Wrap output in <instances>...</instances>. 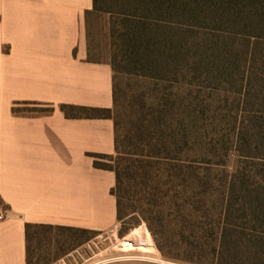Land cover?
<instances>
[{"label":"trees","instance_id":"1","mask_svg":"<svg viewBox=\"0 0 264 264\" xmlns=\"http://www.w3.org/2000/svg\"><path fill=\"white\" fill-rule=\"evenodd\" d=\"M108 15L107 35L110 41L112 71V106L82 107L61 104L58 108L66 118L109 119L114 125V152L110 155H89L96 169L114 173L115 185L110 193L116 200V221L121 222L123 202L127 194L128 153L125 142L134 137V146L143 144L151 150H168L169 133L147 140L143 123L135 125V135L126 134L120 122L121 99L116 83L119 60L130 70L148 71L162 78L161 68L172 67L175 73L181 61L196 60L193 70L237 76L242 62L248 63V90L242 93L250 111L249 126L239 134V148L246 156L257 158L264 152V0H93V8L85 12L88 37L87 61L104 63L92 55L89 40L91 19ZM198 64V65H197ZM243 81V77H242ZM252 84V86H250ZM241 86L242 83H241ZM249 91L254 95L249 98ZM27 106H36L32 109ZM54 108L33 102H16L11 111L15 116L49 115ZM159 128L162 120H158ZM252 151H256L253 153ZM140 167L146 177L153 172L152 155ZM136 161V160H134ZM130 163V162H129ZM255 173L242 170L213 181L199 177L192 165L181 166L176 178L192 179V196L180 202L178 194L170 196L166 206L176 214L174 247L182 259L172 257L159 241L151 220L148 229L164 260L179 264H264V163ZM206 173L210 169L206 167ZM168 197V196H167ZM160 206V205H159ZM0 207L7 208L0 199ZM161 208V206H160ZM155 223V222H153ZM52 231L64 235L69 248L81 245L98 235V231L47 224L25 225L26 264H32L33 242ZM123 232H120L122 235ZM176 238V240H175ZM67 250H63L64 256Z\"/></svg>","mask_w":264,"mask_h":264},{"label":"crops","instance_id":"2","mask_svg":"<svg viewBox=\"0 0 264 264\" xmlns=\"http://www.w3.org/2000/svg\"><path fill=\"white\" fill-rule=\"evenodd\" d=\"M92 8L93 0H0V264H26L28 223L116 228L114 173L89 156L114 152L113 122L58 108L112 106L110 66L87 61ZM16 102L54 110L15 116Z\"/></svg>","mask_w":264,"mask_h":264},{"label":"rangeland","instance_id":"3","mask_svg":"<svg viewBox=\"0 0 264 264\" xmlns=\"http://www.w3.org/2000/svg\"><path fill=\"white\" fill-rule=\"evenodd\" d=\"M109 21L108 15L91 19L92 55L104 63L111 59L106 25ZM119 63L116 83L123 130L134 136L135 125L143 123L147 140L167 132L172 136L170 147L151 150L143 144L135 147V137L127 140L124 151L128 153L130 163L126 166L130 168L122 203L123 220L116 222V228L99 232L76 247L69 248L58 231L41 235L33 242L32 264H179L163 259L146 222V218L152 219L151 225L165 251L182 259V253L173 245L177 215L166 203L170 204V196L176 194L181 196L176 198L178 202L187 199L193 195L190 191L194 187L192 179L176 178L174 170L192 165L199 177L220 181L242 170L255 173L264 163V152H257V158L248 157L238 145L241 130L249 126L250 111L256 110L253 107L246 111L248 104L242 94L248 90L247 62H242L233 79L210 75L204 68L193 70L196 60L181 61L175 73L169 72L172 67L164 66L161 68L164 76L159 79L148 71L130 70L124 60ZM252 95L249 91V98ZM160 119L162 123L157 128ZM149 155L154 156V161H150L153 172L140 177L143 173L140 164L147 165ZM206 167L209 173L205 172ZM63 250L67 253L59 256ZM197 263L210 264L211 260L198 259Z\"/></svg>","mask_w":264,"mask_h":264},{"label":"built area","instance_id":"4","mask_svg":"<svg viewBox=\"0 0 264 264\" xmlns=\"http://www.w3.org/2000/svg\"><path fill=\"white\" fill-rule=\"evenodd\" d=\"M3 218H4V217H3V211H2V209H1V207H0V221L3 220ZM62 264H65V263H62Z\"/></svg>","mask_w":264,"mask_h":264}]
</instances>
